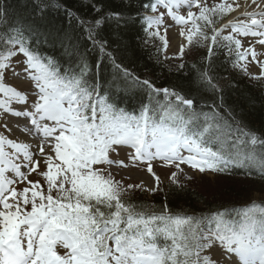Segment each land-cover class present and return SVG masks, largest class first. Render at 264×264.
Wrapping results in <instances>:
<instances>
[{"label":"snow or ice","instance_id":"1","mask_svg":"<svg viewBox=\"0 0 264 264\" xmlns=\"http://www.w3.org/2000/svg\"><path fill=\"white\" fill-rule=\"evenodd\" d=\"M161 5L175 23L187 26L191 22L193 27L186 36L189 43L193 41V32L207 41L204 29L210 28L212 44L221 42L230 55L235 51L237 59L232 67L242 68L245 75L251 73L239 61L246 60L249 54L253 61L264 55L256 52L254 44L241 51L240 39L232 34L223 35L224 29L231 28L232 33L258 38L255 43L264 47V31L257 30L264 28V20L254 18L251 23L256 28L248 30L232 20L217 27L219 20L213 17H223L219 4L209 7L205 0L142 3L145 14L139 15V19L147 21L143 31L152 40L159 38L165 47L166 35L150 31L154 19L157 25L162 22ZM185 5L187 17L177 12ZM24 6L27 13L22 18L15 22L0 20V49L9 53L5 57L7 62H0V112L14 115L25 137L14 141L0 135V165H5L0 166V264H264V208L253 205L239 214V221L228 220L227 213L220 212L206 217L172 216L167 205L161 214L146 217L121 201L128 189L150 193L162 190L152 166L157 158L176 168L169 177L175 187L169 192L179 195L184 189L178 179L182 164L199 172L225 171L233 163L244 168L242 155L252 159L257 145L264 149L260 134L247 130L232 110L224 108L225 89L210 75L213 48L209 47V56L204 58L207 63L198 70L197 78L198 84L219 97V103L213 100L207 105L211 115L198 112L196 101L176 88H156L151 81L136 78L150 94L162 93L167 101L161 107L159 119L155 117L156 110L148 105H142L137 116L117 108L118 102L100 74L101 62L96 63L93 71L85 55L72 44V37L63 26H57L52 16L55 8L74 19L87 32L93 46H99L115 64V58L106 51L108 41L99 35L98 29L109 20L125 21L122 12L105 13L102 4L92 3L96 17L89 22L77 19L74 9L67 3L61 5L59 0H25ZM193 6L198 13L192 11ZM157 14L160 18H156ZM167 30L166 26L165 33ZM180 35H186L183 28ZM49 44L54 53L59 51V45L69 54L66 67L55 54L45 55L48 49L44 46ZM183 52L181 45V55ZM73 55L78 63L71 59ZM259 66L264 75V61ZM123 72L130 76L126 68ZM9 74L21 84H30L29 88L22 91L5 84ZM30 92L34 98H30ZM224 111L228 112V119L220 115ZM2 126L13 131L8 123ZM32 137H39L38 142L29 143ZM5 145L13 151L6 153ZM122 148L133 150L128 154L131 164H147L156 186H146L141 181L125 188L114 179L109 171L112 166H129L124 160L111 158L112 154L119 156ZM152 148L155 152L150 151ZM182 149L187 150V156L182 155ZM42 165L47 169L39 173L47 183L46 194L39 181L28 180ZM9 170L14 177L6 175ZM261 172L264 173V164ZM25 181L29 186L18 191L15 185ZM181 225H187L186 235L181 232ZM159 237L171 243L161 246ZM58 248L65 250L63 254Z\"/></svg>","mask_w":264,"mask_h":264},{"label":"trees","instance_id":"2","mask_svg":"<svg viewBox=\"0 0 264 264\" xmlns=\"http://www.w3.org/2000/svg\"><path fill=\"white\" fill-rule=\"evenodd\" d=\"M147 2L149 0H59L61 5L67 3L74 9L73 15L77 19L83 18L89 22L96 17V13L91 8L92 3L102 4L105 13L118 11L124 14L125 21L109 20L98 29L99 35L108 41L106 51L115 58V64L100 51L99 46H93L87 32L74 19L65 17L62 10L58 12L55 8L52 9V16L57 26H63L72 37V44H75L79 52L85 55L93 71H95L96 63L101 62L100 74L104 81H107V86L111 88L118 102L117 108L126 107L140 112L142 105H148L156 110V117L161 115V107L167 104L163 94H150L149 89L137 82L136 78H139V81L145 79L151 81L156 88H176L186 97L196 101L198 112L202 111L211 115V110L207 105L213 100L219 103V97L213 95L203 84L197 83L198 70H202L207 63L204 58L209 56V51L205 47L194 46L195 52L190 53L187 58L184 56L177 63L164 58L158 40H152L146 36L143 31L145 22L139 19L143 11L141 5ZM24 4L25 0H0V20L15 22L16 19L22 18L27 13ZM139 9L141 11L137 14L136 11ZM84 27L87 28L88 24ZM217 46L214 45L210 57L212 68L210 75L215 78V82L220 87L225 89L224 108L232 110L237 121L242 120L247 130L260 134V138L264 139V85L259 81H250L242 73L235 71L230 65L231 56L224 48ZM44 47L48 49L45 55L55 54L61 64L67 66L70 56L65 54L59 45H57L59 51L55 53L52 45ZM71 59L76 63L79 62L74 55ZM181 64L184 65L183 68L179 67ZM115 65H121L122 68L117 69ZM123 68L128 70L130 76L124 75ZM220 115L228 119L227 111ZM202 120L203 117H201ZM241 158L244 156L242 155ZM253 158L258 160L261 170V165L264 164V149L259 145L256 146ZM232 175L236 178H243L241 181L244 184L240 186L239 192L227 186L212 196L214 198L210 200H207L206 196L198 190L185 184L179 195H173L169 189L174 188L175 185L169 184L165 192L163 190L159 192L162 194H154L152 200L131 199L130 202L136 212L165 211V205H167V210L171 213L187 214L185 217H206L217 212L227 213V201L233 199L234 196L236 198L234 207L236 208V204L251 199V194L254 192L264 195V179L261 178L264 173L261 172L254 178L243 174L239 176L237 173H232ZM121 201L125 202L126 197H121ZM101 208L105 212L109 211L103 206Z\"/></svg>","mask_w":264,"mask_h":264},{"label":"rangeland","instance_id":"3","mask_svg":"<svg viewBox=\"0 0 264 264\" xmlns=\"http://www.w3.org/2000/svg\"><path fill=\"white\" fill-rule=\"evenodd\" d=\"M213 4H219L218 10H226V7L227 8L229 7V9H231L230 0H209V1H207V5L209 7H211ZM192 11L198 13V11L196 9H194ZM198 24H200V23H198ZM227 29L231 30V28H227ZM227 29H225L224 31H226ZM187 34H189V33H187ZM187 34L185 35V38H186ZM191 34L194 36L195 32H193ZM229 34H232L233 36H235V38L243 41L244 46L253 45L252 39L245 38L241 35H238V34L232 33V32H230ZM186 40H187V38H186ZM187 43H188V41H187ZM242 51H243V49H242ZM186 52L188 53L189 50H187ZM193 52H194V50H193ZM164 53L168 57H172V56L177 57L180 55V54H178L179 49L172 48L171 45L168 46V44H167V49L165 50ZM262 58H264V57H262ZM244 61H246V65H247V67H249L248 70L251 72L250 76L254 77L252 80L257 79L255 77H261V76L264 77V75H261L260 67L252 62L251 55H249L247 57V59ZM13 63H14V61H13ZM258 80H262V79H258ZM173 171H176V168L173 169L172 172ZM114 172L115 173H112V175L114 176V179L115 178L119 179L120 175H122L124 179H127V178H134L133 175L136 172H143L144 173V170L142 168L137 170V169L130 167V168H126V169L117 168L116 170H114ZM178 179L181 183L182 182L186 183V184L190 185L192 188L198 190L201 194H204L206 196L207 200L213 199L214 197H212V196H214L217 192L221 191L222 189H224L227 186H231V188H232L231 190H235V191L239 192L240 186L242 184H244L243 181H241L240 179H237V178H226L224 176L223 177L222 176H215L212 173H205V172H199V171L198 172L191 171V172H189V174L186 172H179L178 173ZM33 181L34 182L40 181L41 185L43 186V182H41L42 181L41 177L38 174H36V177L33 178ZM168 182H170V181H169V178L167 179V173H163V175L161 177V185L163 183H168ZM130 183H133L135 185V184H140L141 182H136V181L133 182V179H132L130 181ZM23 184H25V183H23ZM153 187H154V185H153ZM164 187H165V185H164ZM146 193L149 194L150 192H146ZM251 198L256 199V200L257 199L258 200H264V195H261L259 193L254 192L251 194ZM235 202H236V198L234 196L233 199L231 198V200L227 201V204L232 205V204H235ZM57 251L58 252L61 251L63 253L65 250L62 248H59V249H57Z\"/></svg>","mask_w":264,"mask_h":264},{"label":"bare ground","instance_id":"4","mask_svg":"<svg viewBox=\"0 0 264 264\" xmlns=\"http://www.w3.org/2000/svg\"><path fill=\"white\" fill-rule=\"evenodd\" d=\"M234 5L238 8V13L249 18V24L254 18L264 20V0H234ZM262 30L264 31V29ZM169 33L173 42L177 43V46H181L184 43V40L178 37V33L173 30L169 31ZM255 50L257 53L264 51L262 46L259 45L255 46ZM135 179L136 181L143 180L147 186H152L153 184V181L144 174L136 175Z\"/></svg>","mask_w":264,"mask_h":264}]
</instances>
